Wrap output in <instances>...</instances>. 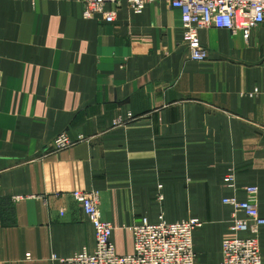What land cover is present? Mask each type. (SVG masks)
Segmentation results:
<instances>
[{
  "label": "crops",
  "instance_id": "obj_1",
  "mask_svg": "<svg viewBox=\"0 0 264 264\" xmlns=\"http://www.w3.org/2000/svg\"><path fill=\"white\" fill-rule=\"evenodd\" d=\"M83 9L0 0V264L94 250L74 190L98 192L118 254L133 252L131 227L143 219L198 218V264H221L235 236H257L264 260V225L233 231L224 202L258 186L264 216V24L248 38L201 28L209 57L196 61L181 10L165 0L140 14L123 0L113 22ZM63 132L84 140L58 149Z\"/></svg>",
  "mask_w": 264,
  "mask_h": 264
},
{
  "label": "built area",
  "instance_id": "obj_2",
  "mask_svg": "<svg viewBox=\"0 0 264 264\" xmlns=\"http://www.w3.org/2000/svg\"><path fill=\"white\" fill-rule=\"evenodd\" d=\"M123 0H83V17H100L113 22ZM159 0H127L131 10L140 14L151 3ZM181 10V27L183 42L190 50V58L205 61L209 57L208 49L202 45L199 30L205 27L229 29L234 34L243 33L249 37L252 28L264 24V0H165ZM112 4V9L107 5ZM125 123L117 118L114 125ZM84 140L80 134L76 138L67 132L59 134L54 142L58 149H63ZM225 180L231 182L233 175ZM161 187V186H160ZM245 200L236 197L224 199L234 208L235 232L251 229L258 234L264 225V216L259 210V188L255 185L245 186ZM97 191L74 190L73 199L90 217L94 228L96 246L94 250L83 248L69 257L54 256L59 264H198L193 248V233L202 226L198 218L179 222H168L164 218L158 223L143 219L133 224L134 250L130 254H118L112 241L113 225L101 216ZM243 212L244 217H238ZM221 264H264L260 243L257 236L232 237L223 241V260Z\"/></svg>",
  "mask_w": 264,
  "mask_h": 264
}]
</instances>
